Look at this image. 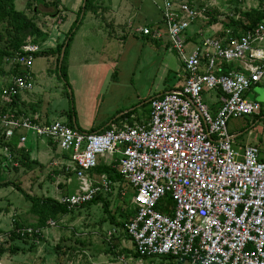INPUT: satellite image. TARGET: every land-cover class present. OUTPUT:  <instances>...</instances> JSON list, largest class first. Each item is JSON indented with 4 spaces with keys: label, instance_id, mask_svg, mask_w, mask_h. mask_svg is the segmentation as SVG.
Returning <instances> with one entry per match:
<instances>
[{
    "label": "built area",
    "instance_id": "built-area-1",
    "mask_svg": "<svg viewBox=\"0 0 264 264\" xmlns=\"http://www.w3.org/2000/svg\"><path fill=\"white\" fill-rule=\"evenodd\" d=\"M230 1L242 11L264 12V0L246 7L243 0ZM208 11L178 0H166L161 7L170 49L183 64L184 84L154 98L145 121L133 117L124 128L83 133L63 121L41 124L16 109L0 110V134L11 144L3 148L8 163L17 166L15 138L22 148L33 136L61 151L63 169L76 178L78 188L56 200L70 210L99 194L111 195L116 184L93 171L101 163L115 165L133 191L135 211L126 233L136 256L123 257V264H264V157L257 146L240 145L228 130L231 119L262 111L247 94L264 80V21L238 36L232 29L225 36H203L188 51L187 34L196 23L211 20ZM228 17L239 20L240 14ZM137 31L163 36L157 28ZM42 49L28 38L15 57L4 59L24 75L2 88L1 107L33 90L34 55ZM211 93H221L216 112L204 98ZM120 192L126 197L125 189ZM160 205L166 213L158 211ZM56 225L50 220L45 229L17 232L37 235L39 242Z\"/></svg>",
    "mask_w": 264,
    "mask_h": 264
},
{
    "label": "rangeland",
    "instance_id": "rangeland-1",
    "mask_svg": "<svg viewBox=\"0 0 264 264\" xmlns=\"http://www.w3.org/2000/svg\"><path fill=\"white\" fill-rule=\"evenodd\" d=\"M32 2L34 3V1ZM224 2H230V0H224ZM247 2L251 5L256 4L254 0H247ZM199 3L206 4V0H201ZM34 4L39 11V26L46 32H52L53 29L58 27L61 33H63L62 38H60L63 40L64 35H66L72 27L70 23L66 28H61L60 23L61 19H64L65 9L59 7L60 14L57 12V14L54 15L56 12L55 9L46 7L42 4ZM233 4L236 5V3ZM236 8L237 6H234V8L228 7L226 10L220 9V14L216 15L215 18L224 22L230 13V9H232L231 13H234ZM17 10H23L21 4H19ZM29 13L31 14L30 11ZM87 19L88 15L73 39L71 47H75V49L80 48L81 31H84L83 29L84 26L87 25ZM130 44L132 45L130 48L118 47L114 49L112 53L102 54L101 58L103 60H111L114 64L118 63L119 65L117 67L111 69L103 66L102 68H95L92 70H82V72H78L77 75H72L70 79L68 78L70 83L69 88L55 72L56 58L53 59V66H51L53 67L52 71L54 72V77L48 76L47 70L50 68L48 60L45 58H36L31 71L39 74L40 71L44 70L48 79L43 85L44 91L46 92L44 98L50 103L51 119L55 120L56 118H59L63 111L69 113L70 111L76 110L79 116L80 109L83 106V110L86 113V119L94 120L96 118L95 99H97L98 92L101 95H103V92L98 84H96L94 88L90 87L91 83L96 79L114 80L116 79V77H114L115 73H118V76L120 77L118 79L121 80V83L117 88H119L121 90L120 93H124L126 97H129L128 93L132 90H135L138 94H142V97L146 96L143 94L151 90L152 83L156 82L155 86H158L162 81L160 78L162 79L163 77H161L162 70L159 66V58L154 57L150 59L152 53L147 47H144L146 41L141 36L134 38V41ZM189 49L190 45L188 46V51ZM167 56L172 63L171 70H173V77L180 69V63L178 61L179 57L176 52L174 54L167 53ZM82 57L83 54L80 53L78 58L80 59ZM92 58H95V56H91V59ZM138 63L140 64L139 67H137ZM39 80L41 81L42 79L39 78ZM84 80L86 85L83 84ZM159 86L161 87L160 90H164L165 85L163 82ZM90 89L93 90L90 91ZM262 89L264 90V86H262ZM257 90L260 89L255 88L248 92L247 96L250 100H261L260 97H253L254 94L257 93ZM262 112L263 117L258 120L255 116H248L234 118L229 121V133H232L231 130H234V134H236V132L243 133L238 139L240 145H256L254 144L256 141H260L262 138L264 139V102ZM262 157H264V155H262ZM5 164L10 165V170L4 168ZM16 169L19 168L6 162L4 151L0 148L1 182L10 181L16 183L31 196L52 198L56 196L55 188L60 185H57L58 175L53 177L50 174H44V178L39 182V179L38 181L34 180L33 173L30 174L27 171H22L20 169V171H18ZM58 178L60 179V177ZM75 190H77V184L70 188V191ZM130 191L131 190H129V193ZM120 193V188L116 187L111 194L110 211L111 214L116 217L120 213L117 211V208L126 207V197H123ZM127 207H129V205ZM30 209V202L26 201L23 195L14 187L0 189V243L7 242L11 245H18L25 250V252H20L16 255L7 252L0 258V264H123L122 260L124 256L117 254L121 251V243L123 241H125V245L131 247L130 240L125 237V233L120 228L118 233L114 234L115 232L113 231L115 230V225L111 224L109 221L110 217L104 212L102 204L76 209L67 216L55 221L57 225L46 231L44 240H40L39 242L35 240V246H32L34 245L32 240L27 243L23 240H10L11 232H13L16 227L15 222L27 226L36 224L32 222V219L37 221V217L31 213ZM119 244L120 248L118 247ZM59 246H61V249L58 251L57 247ZM63 252H66V254L59 257V253Z\"/></svg>",
    "mask_w": 264,
    "mask_h": 264
},
{
    "label": "crops",
    "instance_id": "crops-1",
    "mask_svg": "<svg viewBox=\"0 0 264 264\" xmlns=\"http://www.w3.org/2000/svg\"><path fill=\"white\" fill-rule=\"evenodd\" d=\"M30 1L31 0H15L16 9L18 8L19 4H21V7H23L22 11L29 12L27 9V4ZM58 1L60 2L59 7L65 9V15L63 17L64 19H61L60 23L61 28H66L70 23L72 26L73 22L76 20V15L78 14L80 7L83 5L84 0ZM165 1L166 0H102V4L100 6L101 8L96 14L91 12L87 14V25L84 26V31H81L82 35L80 41V48H70L68 59L69 79L72 77V75H77L78 72H82V70H92L95 68H102L103 66L114 69L119 64H114L111 60H103L101 58L102 54L112 53L114 49L118 47L130 48L132 46L130 43L134 41V38H136L137 36H141L146 41L144 47H147L152 53L150 59L154 57L159 58V66L162 70L161 77L163 76L162 79L160 78V80H162L161 83L163 82L165 86L164 90H160L161 87L159 85L161 83L158 86H155L156 82H154L152 83L151 90L143 94L146 96L142 97V94H138V92L132 90L128 93L129 97H126L125 94H121V90L117 88V86L121 83V80L118 79L120 78L118 76V73L114 74V77H116V79L114 80L96 79L92 81L90 87L94 88V86L98 84V86L101 87L100 89H102L103 92V95L98 92L97 99H95L96 118L94 120H87L86 113L83 110L82 106V108L80 109L79 116L75 110V116L72 126L73 128L83 133H96L104 132L106 130L114 128H124L126 125H130L133 117H135L138 121H145L149 115L150 102L154 98H157L166 92L179 91L183 87L184 77L182 62L178 58V61L180 63V69L179 71H177L176 75L172 77V63L167 56V53L174 54L175 52L170 49V44L165 33L166 30L162 22L161 7L163 6ZM178 1H189L192 2L193 5L199 7L207 6L210 12H216L217 15L220 14V9L226 10L228 7L234 8V6L236 7L237 5H240L238 4V2L236 3V5H234L231 1L224 2V0L223 2L222 0H206V4L199 3V1L201 0ZM254 2H256L255 5H257L258 0H254ZM249 4L250 3H248L247 0L242 1V6L244 7ZM231 12L232 9H230V13ZM230 18L231 17H228L226 21H228ZM216 19L218 20V18ZM226 21L223 22L222 20H218V22L211 25H207L208 22H198L193 25L187 34V41L189 42L190 49H192L196 44H198L203 36H220L221 34H223V32L225 31L224 23ZM145 27L152 29L157 28L160 30L163 36L159 39H155L151 36H145L137 31L138 29ZM2 29L3 24H0V31ZM48 35V40L43 42L42 45L40 44L43 50L55 49L57 45L63 42L66 37V35H64L63 40L60 39L62 38L63 33H61L58 27L53 29L52 32L48 31ZM80 53L83 54V57L79 59L78 55H80ZM91 56H95V58L91 59ZM39 58H45L48 60V64L50 65V68L47 70L48 76L54 77V72L52 71L53 67L51 66H53L52 61L56 57L50 56ZM139 65L140 64L138 63L137 67H139ZM31 75L33 77V82L35 83L33 90L23 93L18 97L17 107L15 109L20 114L32 117L37 123L44 124L56 120L67 123L68 113L64 111L62 114H60L59 118H56L55 120L51 119L50 103H48L44 98L46 92L44 91L43 84L46 82V80H48L44 70L40 71L39 74L34 71H31ZM13 77H15V75L13 74V72H11V65L6 63L5 61H0V92L2 88L9 86ZM39 78H41L42 80L40 81ZM83 84L86 85L85 80L83 81ZM262 86H264V80L261 83L252 87L251 90L255 88L260 89L257 90V93H255L253 97H260L261 100L253 101L259 102L262 105L263 109L264 90L262 89ZM91 90L93 89H90V91ZM204 98L213 112H216L219 109L220 103L218 94L211 93L205 95ZM84 108L86 109L85 106ZM0 110L2 111L1 103ZM129 113H132L130 117H125ZM231 131V135L235 137L236 141L238 142L239 137H241L243 133L236 132V134H234V130ZM13 143V148L15 151L25 150V153L27 154L30 163L37 162L36 165H32V168L24 167L20 164V162H16V168H19L22 171H27L30 174L33 173L35 178L34 180L38 181L39 179V182H41V180L44 178V174H50L53 177H56L58 175L57 185H60L59 187L57 186L55 188L56 196L54 198L58 197L57 194H72L76 191H70V188L75 184H77L78 188V181L73 175L71 176L66 174L65 169H63L62 163L64 156L61 155V151L58 149L57 146L55 147L54 144H51L46 139H37L33 136L29 137L28 142L26 143L24 148L19 145L18 138H15ZM254 144H256L255 146H257L261 150L262 155H264V139L262 138L260 141L258 140ZM17 158L19 160L21 159L22 161H24L25 157L18 156ZM4 168L10 170V167L7 164L4 165ZM19 169L17 170L20 171ZM58 177H60V179ZM69 180H71L70 184ZM115 187L119 186L116 185ZM122 188L126 190L127 195L130 193L132 195L133 191L130 188L127 189L126 183L124 186L122 185ZM129 190H131L132 192L130 191L129 193ZM32 222L36 223V221L33 219ZM114 229V234L118 233L119 228L115 226ZM124 242L125 241L121 243V249H126L132 252V241L130 240L131 247L125 245ZM118 247L120 248V244ZM132 253L129 255H133Z\"/></svg>",
    "mask_w": 264,
    "mask_h": 264
},
{
    "label": "trees",
    "instance_id": "trees-1",
    "mask_svg": "<svg viewBox=\"0 0 264 264\" xmlns=\"http://www.w3.org/2000/svg\"><path fill=\"white\" fill-rule=\"evenodd\" d=\"M36 4H42L46 7H51L56 10L54 15L57 14V12L60 14L59 6L60 2L58 0H32ZM30 1L27 4L28 11L31 12H25V11H18L15 6V0H0V24H3V29L0 31V61L3 62L5 58H12L15 57L17 53L20 52L21 47L26 43L28 38H31L33 43L35 44H43V42L47 41L49 38L48 31L46 32L42 27L38 24V16L39 11L37 10L35 4ZM102 4V0H87L86 7H85V14L82 20H80L83 7L81 6L77 18L75 22L72 24V27L70 28L69 32L66 34L65 39L63 42L59 43L55 49H46L40 51L39 53H36L34 56L35 58L39 57H56V67L55 72L57 76L65 82V85L69 88L70 83L68 80V59H69V52L70 47L73 42V39L79 30V28L82 26L86 15L90 12L97 13L98 10H100V6ZM215 12V11H214ZM236 12L240 14V19L235 20L233 18H230L228 21L224 23V30L232 29L235 36H238L239 31H247L251 30L255 27H257L260 23L264 21V12L258 9H251L242 11L241 9H238V5L236 8ZM52 15V16H54ZM208 15L211 18L210 21H208L207 25L214 24L218 22V20L215 18L217 13H212L208 11ZM221 36H225V33L221 34ZM69 41L68 46L66 48V54L65 59L63 61V64L60 68V56L61 51L66 43V41ZM227 70H233V66L226 67ZM11 72L15 76H23L24 72L22 68L19 66H11ZM1 93V92H0ZM221 93H218V97H220ZM17 100H14L11 102L8 107H2V112H6L7 109H15L17 107ZM132 113H129L125 117L131 115ZM75 116V111H70L68 113V122L67 124L71 127L73 126V120ZM263 116V112L259 115H255V118L258 120ZM123 117V118H125ZM14 141V140H13ZM51 143V142H50ZM12 142V151L14 155L15 162H20V164L24 167L32 168V165H36L37 162L30 163L28 160V156L25 153V150H14ZM52 144V143H51ZM5 146H10L11 144L4 141L2 135L0 134V148L3 149ZM56 147V145H54ZM15 153L18 156H23L24 161L21 159L19 160L17 157H15ZM10 166L9 164H7ZM17 170V169H16ZM97 175H107L108 178L116 185L119 186L120 191L122 190V184L125 185V180L123 176L120 174L118 169H116L115 165H107L104 163H101L96 169L93 171ZM8 187H14L20 194L23 195V197L26 199V201L30 202L31 204V213L37 217L36 224L34 225H22L19 222H15V230L11 232L10 240H23L25 243L29 241H33L32 246H35V240L38 237L37 235L29 236L28 234H25L22 236L17 231L24 228H32L34 230L38 229H45L47 227V223L50 220L58 221L62 217L67 216L68 214L72 213L74 210L68 209L65 205L59 203L55 198L52 197H38V196H31L29 193H27L20 185L16 183H12L10 181L7 182H1L0 181V189L1 188H8ZM116 188V187H115ZM131 194L126 195V207H118L117 211L120 213L116 217L115 215L111 214L110 207H111V195H103L99 194L92 202L86 204L83 207L92 206V205H100L102 204L104 207V212L107 213L110 217L109 221L111 224L117 226L120 228L125 234V237H127L130 240V237L126 233V226L127 224L133 219L135 215V211L132 208L130 204L131 200ZM166 202L171 204V198L168 197L166 199ZM129 205V207H127ZM131 207V208H130ZM159 212L166 213V209L163 206H159L158 208ZM44 240V239H43ZM58 251L61 249V246L57 247ZM25 250L18 245H11L6 243H0V258L3 257L7 252H10L13 255H16L20 252H24ZM111 251V250H109ZM133 252V253H132ZM129 251L126 249H121V251L117 255H121L124 257H128L129 254H133L136 256L134 251ZM66 252L59 253V257H62V255H65ZM131 256V255H129Z\"/></svg>",
    "mask_w": 264,
    "mask_h": 264
},
{
    "label": "water",
    "instance_id": "water-1",
    "mask_svg": "<svg viewBox=\"0 0 264 264\" xmlns=\"http://www.w3.org/2000/svg\"><path fill=\"white\" fill-rule=\"evenodd\" d=\"M86 2H87V0H84V2H83V5H82V7H83V11H82V14H81L80 20L83 19L84 14H85ZM68 43H69V41L67 40L66 43H65V45H64V47H63V49H62V51H61L60 64H59L60 68H61V66H62V64H63L64 59H65L66 48H67V46H68Z\"/></svg>",
    "mask_w": 264,
    "mask_h": 264
}]
</instances>
